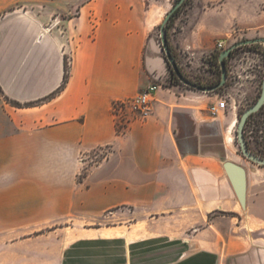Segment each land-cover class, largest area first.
<instances>
[{
    "label": "crops",
    "instance_id": "0c3cea01",
    "mask_svg": "<svg viewBox=\"0 0 264 264\" xmlns=\"http://www.w3.org/2000/svg\"><path fill=\"white\" fill-rule=\"evenodd\" d=\"M145 5L0 0V264H264L260 204L246 198L244 214L223 167L233 124L216 95L162 86ZM151 85L150 117L118 132L113 104ZM125 208L142 211L139 234L90 227ZM62 227L72 236L43 234Z\"/></svg>",
    "mask_w": 264,
    "mask_h": 264
},
{
    "label": "rangeland",
    "instance_id": "374dc122",
    "mask_svg": "<svg viewBox=\"0 0 264 264\" xmlns=\"http://www.w3.org/2000/svg\"><path fill=\"white\" fill-rule=\"evenodd\" d=\"M176 1L144 0L145 9L158 21V35L160 24ZM256 38L264 39V0H187L170 21L168 29V43L173 49L181 74L187 80L203 86L214 85L219 81L221 73L218 57L223 50L240 41ZM219 41L224 44V49L220 52L216 50ZM225 65L228 72L227 79L221 90L213 95H216L220 116L227 121L226 131L230 124L234 126L231 131L233 141L228 145L231 152L228 159L245 169L246 198L259 202L257 215L264 225V167L245 160L236 142V127L242 113L256 103L262 91L264 47L261 44L241 46L232 53ZM172 85L187 88L171 77L162 84L164 87ZM125 116L129 118L130 114L125 112L122 117L117 118L116 126L119 131L126 127ZM243 131L248 150L264 160V106L248 119ZM107 154H109L107 149L93 151L88 159L85 158L88 162L86 169L102 162ZM242 210L245 214L246 210L243 208ZM142 217L143 213L139 209L114 210L94 221L90 227L118 228L135 223L134 232L139 234L141 230L143 231L142 223L146 221ZM81 225L77 226V229L81 230ZM124 231L125 229L121 232ZM251 231L254 235H258L264 233V228L262 232L253 229ZM43 234L58 237L72 236L70 229L66 227H62V230H45ZM0 260L3 262L8 259ZM21 263L22 260H17L16 264Z\"/></svg>",
    "mask_w": 264,
    "mask_h": 264
},
{
    "label": "water",
    "instance_id": "95a60500",
    "mask_svg": "<svg viewBox=\"0 0 264 264\" xmlns=\"http://www.w3.org/2000/svg\"><path fill=\"white\" fill-rule=\"evenodd\" d=\"M187 0H178L177 3L172 6L171 10L167 13L165 18L163 19L162 23L159 26V35H160V45L163 50V53L165 54V58L168 62V64L171 66L174 75L178 78L179 82L186 86L189 89H194L195 91H198L200 93L204 94H214L216 91L221 89L225 81L227 79V68L225 65V59L231 58V53H233L236 49L240 48L241 46H252L254 44H261L264 47V39L263 38H256L253 40H244L240 41L231 47H228L227 49L223 50L219 57H218V64L220 67V80L219 82L214 86H200L195 84V82L189 81L186 78H184L178 69V66L172 57V54L170 52L168 43H167V31L166 27L168 23L170 22V19L174 13V11L179 8L180 6H183V4ZM264 106V80L262 84V91L260 92L259 98L256 101V103L249 108L248 110L244 111L239 119V123L236 127V137H237V144L239 146V149L244 157L245 160L260 165V167H264V160L260 159V157L252 154L247 147L246 140L244 138V131L243 128L245 127V124H247L248 119L255 113L259 111L260 108ZM224 170L226 172V177L229 180V183L231 187L233 188V192L235 196L237 197L239 203L241 204L242 208H246V191H247V180H246V171L245 169L233 162V161H225L223 163Z\"/></svg>",
    "mask_w": 264,
    "mask_h": 264
},
{
    "label": "built area",
    "instance_id": "2783aa9c",
    "mask_svg": "<svg viewBox=\"0 0 264 264\" xmlns=\"http://www.w3.org/2000/svg\"><path fill=\"white\" fill-rule=\"evenodd\" d=\"M224 49V44L219 41L216 45V50L218 52ZM158 89V86L151 85L148 89L144 90L134 99H124L113 104V113L122 117L125 112H128L133 118H138L140 120H147L151 115V104L153 101V94ZM213 116L217 115V110L212 108L210 110ZM123 113V114H122Z\"/></svg>",
    "mask_w": 264,
    "mask_h": 264
},
{
    "label": "trees",
    "instance_id": "16d2710c",
    "mask_svg": "<svg viewBox=\"0 0 264 264\" xmlns=\"http://www.w3.org/2000/svg\"><path fill=\"white\" fill-rule=\"evenodd\" d=\"M178 1V0H177ZM177 1H176V3H177ZM187 2V1H186ZM185 2V3H186ZM175 3V4H176ZM185 3L183 4V6L185 5ZM182 8V6H180L179 8H177L175 11H174V13H173V15H172V17H171V19H170V21L172 20V18L179 12V10ZM170 23V22H169ZM169 23H168V25H167V27H166V31H167V43H168V29H169ZM168 46H169V49H170V52H171V54H172V57L174 58V60H175V62H176V58H175V54H174V52H173V49H172V47L169 45V43H168ZM220 55V54H219ZM231 55H232V53H231ZM165 57V56H164ZM165 60H166V58H165ZM227 60L228 59H225V64L227 63ZM166 63H167V65H168V68H169V70H170V77L172 78V79H174V80H176V81H179L178 80V78L174 75V72H173V70H172V68H171V66L168 64V62H167V60H166ZM177 64V63H176ZM177 66H178V64H177ZM178 69H179V71H180V74L182 73L181 72V70H180V68H179V66H178ZM68 70H69V65H68V62H67V60L65 61V70H64V78H63V84H62V86H60V89L62 88H64V87H66V85H67V82H68V78H69V73H68ZM219 70H220V67H219ZM220 73H221V71H220ZM182 75V74H181ZM183 76V75H182ZM219 80H220V78H219ZM219 82V81H218ZM217 82V83H218ZM180 83V82H179ZM216 83V84H217ZM216 84H214V85H216ZM212 84H210L209 86H211ZM214 85H212V86H214ZM200 86H203V85H200ZM203 87H205V86H203ZM221 89H219L218 91H220ZM217 92V91H216ZM50 97H48V98H46V100L47 99H49ZM45 100V99H44ZM17 107H20V105L19 104H15ZM34 105V103H27L26 104V106H33ZM256 114V113H255ZM255 114H253V115H255ZM252 115V116H253ZM117 131L118 132H120L118 129H117ZM85 174V173H84ZM83 174V175H84Z\"/></svg>",
    "mask_w": 264,
    "mask_h": 264
},
{
    "label": "bare ground",
    "instance_id": "6f19581e",
    "mask_svg": "<svg viewBox=\"0 0 264 264\" xmlns=\"http://www.w3.org/2000/svg\"><path fill=\"white\" fill-rule=\"evenodd\" d=\"M234 126H232V128L229 129V133L227 135V144H231L233 141L232 135H231V131L233 129Z\"/></svg>",
    "mask_w": 264,
    "mask_h": 264
}]
</instances>
